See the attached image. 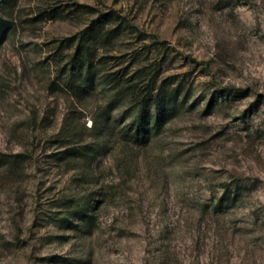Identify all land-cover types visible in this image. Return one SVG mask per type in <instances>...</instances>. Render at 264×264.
Wrapping results in <instances>:
<instances>
[{
    "label": "rangeland",
    "instance_id": "obj_1",
    "mask_svg": "<svg viewBox=\"0 0 264 264\" xmlns=\"http://www.w3.org/2000/svg\"><path fill=\"white\" fill-rule=\"evenodd\" d=\"M0 264H264V0H0Z\"/></svg>",
    "mask_w": 264,
    "mask_h": 264
},
{
    "label": "trees",
    "instance_id": "obj_2",
    "mask_svg": "<svg viewBox=\"0 0 264 264\" xmlns=\"http://www.w3.org/2000/svg\"><path fill=\"white\" fill-rule=\"evenodd\" d=\"M104 22H102L100 19L93 22V24L82 34L81 41L84 43H91L93 41L94 36H97V32L101 30L102 25ZM88 37L86 38V36ZM80 55H82V51H79L76 53L74 56V61H73V74H76V77H81L83 72L86 70V72H89L91 70L90 64L87 62L89 61H84L85 55L80 58ZM88 65V66H87ZM120 84V83H119ZM148 101L144 102L142 101L140 103V107L138 110V118L134 121V123L127 129V132L132 133V140L136 144H141L145 145L147 142L150 140V126H149V121L151 120V115H150V108L148 109ZM159 110V109H155ZM134 129V130H133Z\"/></svg>",
    "mask_w": 264,
    "mask_h": 264
}]
</instances>
